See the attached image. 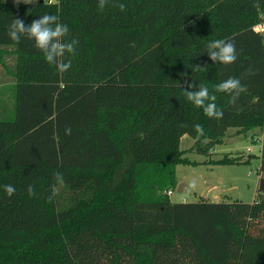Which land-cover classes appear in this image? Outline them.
Here are the masks:
<instances>
[{
  "label": "trees",
  "instance_id": "trees-1",
  "mask_svg": "<svg viewBox=\"0 0 264 264\" xmlns=\"http://www.w3.org/2000/svg\"><path fill=\"white\" fill-rule=\"evenodd\" d=\"M98 2L0 0V65L10 88L9 102L0 97V264H264L260 187L252 203L173 202L169 193L177 164L197 163L182 136L209 155L229 127L264 131V34L254 29L264 0H117L126 6L119 14ZM46 13L69 27L66 40H79L63 57L66 72L34 41L7 34L13 18L30 24ZM216 39L235 43V63L208 58ZM229 77L247 90L235 102L214 93L222 119L184 96L187 83L214 91Z\"/></svg>",
  "mask_w": 264,
  "mask_h": 264
},
{
  "label": "rangeland",
  "instance_id": "rangeland-1",
  "mask_svg": "<svg viewBox=\"0 0 264 264\" xmlns=\"http://www.w3.org/2000/svg\"><path fill=\"white\" fill-rule=\"evenodd\" d=\"M6 1L14 2V0ZM38 1L43 0H33L32 3ZM84 1L91 2L89 3L90 6L96 2V0ZM21 2L28 3L27 0H21ZM119 3L117 0H108L107 4L117 7L116 5ZM120 12L121 10L118 9L117 14ZM7 84L5 82V86H2L0 83V91L1 89L4 90L3 94L0 92V96H5L6 101L9 102L8 91L10 88ZM194 144V137L188 134L182 136L181 148L187 150L185 156L197 163L177 164L175 176L177 186L170 190V199L173 202L205 200L209 202L240 201L252 203L261 194L258 190L261 180L259 167L261 154L264 150V131L261 128L258 127L246 133H238L236 127H229L223 137V142L217 145L209 155L197 153L192 149ZM225 155L230 157L241 156L242 160L224 164L209 162L210 159L221 158ZM249 158L250 161H247ZM193 181H195L194 187ZM180 184H184L185 187L179 189ZM233 193L237 197H234Z\"/></svg>",
  "mask_w": 264,
  "mask_h": 264
},
{
  "label": "clouds",
  "instance_id": "clouds-1",
  "mask_svg": "<svg viewBox=\"0 0 264 264\" xmlns=\"http://www.w3.org/2000/svg\"><path fill=\"white\" fill-rule=\"evenodd\" d=\"M32 3L33 0H27ZM15 4L21 3V0H14ZM108 0H99L98 7L103 10L107 5ZM121 11H126L124 3L116 5ZM70 29L66 24L58 22V17L52 14H43L34 19L30 24H26L20 17L12 19L8 27V36L15 43L19 44L22 37L34 41V46L44 54V58L50 65H56L58 71L66 72L71 68V61L63 62V57L66 53L72 54L75 52L79 44L78 39L66 40L69 36ZM208 58L214 63L231 65L237 60L236 45L231 40L216 39L210 41L207 45ZM200 67V65H197ZM249 74H253L249 72ZM184 96L196 108L202 109L205 116L209 119H222L223 110L218 108L216 104L217 96L214 93L230 94L233 102L244 93L247 89L241 83L240 78L229 77L226 80L215 85L214 91L206 85L196 87L192 83H187L184 87ZM196 133L200 136L204 135V128L200 124L194 125ZM66 135H71V128L65 129ZM57 181L60 184L64 183L62 174L57 173ZM195 181H193V187ZM3 190L8 197L15 194V187L10 184L3 185ZM29 196H34L35 191L32 185L27 188ZM55 193L49 196V201L53 199Z\"/></svg>",
  "mask_w": 264,
  "mask_h": 264
},
{
  "label": "built area",
  "instance_id": "built-area-1",
  "mask_svg": "<svg viewBox=\"0 0 264 264\" xmlns=\"http://www.w3.org/2000/svg\"><path fill=\"white\" fill-rule=\"evenodd\" d=\"M52 1V0H50ZM254 29L256 31H259V32H262L264 33V19L260 20L259 22H257L255 25H254ZM170 193V191H169Z\"/></svg>",
  "mask_w": 264,
  "mask_h": 264
},
{
  "label": "water",
  "instance_id": "water-1",
  "mask_svg": "<svg viewBox=\"0 0 264 264\" xmlns=\"http://www.w3.org/2000/svg\"><path fill=\"white\" fill-rule=\"evenodd\" d=\"M184 187H185L184 184H180L179 185V189H182ZM259 187H260V189L262 191V197H264V178H261ZM232 191H234V190L232 189ZM233 196L237 197V195L235 193H233Z\"/></svg>",
  "mask_w": 264,
  "mask_h": 264
},
{
  "label": "crops",
  "instance_id": "crops-1",
  "mask_svg": "<svg viewBox=\"0 0 264 264\" xmlns=\"http://www.w3.org/2000/svg\"><path fill=\"white\" fill-rule=\"evenodd\" d=\"M0 67H1V69H0V73H1V75H0V83L2 84V86H5L4 84H5V82H4V78H5V74H4V68H3V66L2 65H0ZM1 86V87H2ZM0 97H4L5 98V96H0ZM1 101V100H0Z\"/></svg>",
  "mask_w": 264,
  "mask_h": 264
}]
</instances>
